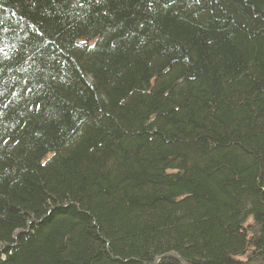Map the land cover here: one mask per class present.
I'll return each mask as SVG.
<instances>
[{"label": "trees", "instance_id": "trees-1", "mask_svg": "<svg viewBox=\"0 0 264 264\" xmlns=\"http://www.w3.org/2000/svg\"><path fill=\"white\" fill-rule=\"evenodd\" d=\"M168 253L264 264V0H0V264Z\"/></svg>", "mask_w": 264, "mask_h": 264}, {"label": "water", "instance_id": "water-1", "mask_svg": "<svg viewBox=\"0 0 264 264\" xmlns=\"http://www.w3.org/2000/svg\"><path fill=\"white\" fill-rule=\"evenodd\" d=\"M168 258L176 259L181 264H187V262L182 257H180L179 255H176V254H171V253L164 254V255H161V256L156 257V259L154 260V263L153 264H159V262L161 260L168 259Z\"/></svg>", "mask_w": 264, "mask_h": 264}]
</instances>
